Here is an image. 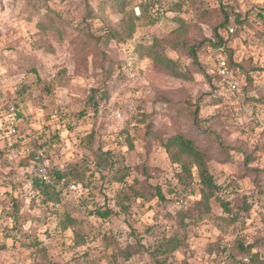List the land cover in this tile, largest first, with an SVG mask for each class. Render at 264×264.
Masks as SVG:
<instances>
[{
    "label": "rangeland",
    "instance_id": "obj_1",
    "mask_svg": "<svg viewBox=\"0 0 264 264\" xmlns=\"http://www.w3.org/2000/svg\"><path fill=\"white\" fill-rule=\"evenodd\" d=\"M20 1L0 0V147H7L6 125L16 109L12 142L18 138L26 149L34 140L45 144L53 169L76 164L89 171L84 180H71L76 189L64 190L59 203L45 206L23 174L27 165L18 167L19 158L12 161L10 153L0 156V264H155L152 251L173 234L185 243L167 264H248L239 242L263 256L264 0L238 3L246 23L231 46L242 71L230 79L236 89L228 84L223 91L208 80L221 59L206 42L220 22L218 0L186 1L178 8L177 0H163L173 11L152 25L145 17L134 20L129 40L106 43L94 38L126 15L101 14L102 0H89L95 13L90 19H84L83 0H49L48 17L23 12ZM156 44L190 80L173 77L139 50ZM189 46L197 48V64L187 55ZM92 90L96 100L106 91L97 113L87 106ZM195 107L202 130L209 132L193 127ZM176 133L208 149V168L229 214L211 200L210 216L185 229L179 223L177 211L198 196L170 193L184 187L160 142ZM98 147L130 170L123 183L107 182V173L91 164ZM129 186L143 198L122 210L116 197ZM156 187L164 201L148 200ZM99 209L112 215H90ZM126 249L128 258L121 255Z\"/></svg>",
    "mask_w": 264,
    "mask_h": 264
},
{
    "label": "trees",
    "instance_id": "obj_2",
    "mask_svg": "<svg viewBox=\"0 0 264 264\" xmlns=\"http://www.w3.org/2000/svg\"><path fill=\"white\" fill-rule=\"evenodd\" d=\"M48 1L49 0H22L20 1V6L23 12L30 13L31 10H36L37 12H41V14L48 17L46 12L48 10L46 6ZM135 1L137 0H102L104 7L102 8L101 14L105 16L109 13L120 14L124 16L126 15V19L125 21L121 19L117 24L108 27V31H106L103 36L94 38L95 41H102L103 43L109 41L125 42L132 37L134 32V20H141L142 17H145L147 19V23L152 25L155 24L159 18L165 17L167 12L173 11L172 9L167 10L163 7V0H138V4L133 6ZM186 1L193 2L194 0H177L175 2L176 7L178 8L179 4L181 5ZM83 2L85 8L84 11L86 13L84 19H90L91 17H94L95 13L89 0H83ZM239 2H241V0H218L220 22L212 29V39L206 40L211 50H214V53L226 62L227 69L229 72H231L230 77L227 80H224L213 74L208 76L209 82L214 85L217 84V86L215 85V89L219 88L222 91L225 88L229 90L228 80L231 79L232 75L236 76L240 71H242L241 62H236L234 58V48L231 46V42L234 40L233 38L238 36L237 31L241 30L243 25L246 23L245 18H242L238 12ZM134 8L136 11L135 13H137L136 15L134 13ZM174 21L179 22V18L174 17ZM233 27L235 28V32L233 31ZM229 30H232L231 33L234 32V35L228 33ZM221 31H223L226 36H224ZM177 44V41H174L173 47L175 50L178 49ZM157 45L158 44L149 47H142L139 50L143 52L145 57L151 59L156 65L166 70L173 77L190 80L191 76L178 70L175 62L167 58L160 51V48ZM184 47H186V45ZM196 49V47L189 46L186 49V52L193 62L197 64ZM205 67L201 66V70L202 73L206 75ZM105 90L101 97L97 100L95 99L96 91H91L93 95L87 101V106L89 108L91 107V109L93 108L92 111L94 113H97L99 102L102 101L106 96ZM251 100H253V98H251ZM81 114L86 115L85 112H82ZM13 115L14 121H16V119H18L20 116L18 112L16 113V109H14ZM190 116L193 127L196 130L202 132L203 130L201 128V120L199 118V107L192 109L190 111ZM206 131L209 132V130ZM206 131L203 132L206 133ZM19 141L20 140L17 138V140L15 139V142H12L11 146H7L5 148L0 147V156L5 158V156L10 153V159L14 161V159L19 158L18 167H24L28 164L29 160L38 151H40L43 153L44 159L48 161L45 144L37 143L35 142L36 140H34L33 142L27 144L26 149L25 147L23 148V145L19 143ZM160 146L167 154L170 163L176 166L175 168L177 172L175 173V177L178 183L184 187L182 192L172 190L170 193L178 198L183 197L182 193L186 191H189L193 196L195 194L198 196L197 199L188 203L186 202L184 209L182 208L177 211L178 221L184 229L189 223L193 221H199L202 220L203 217L210 216L211 200L219 202L225 213L229 214L231 212L229 203L218 197L221 186L216 184L213 175L209 171V152L206 147L197 144L194 139H191L181 133L171 135L165 141L160 142ZM129 147L132 148L131 145ZM17 154H21L19 155L21 157H18ZM91 164L100 169L102 172L104 171L107 173L106 177L107 182L109 183H123L130 172L127 167H124L122 164H120L112 152L108 150L102 151L100 147H98L94 152ZM52 169L53 168H51L50 164L48 163V170L52 175L54 184L44 185L38 182H34L33 184V188L35 192H37V196L40 198L41 204L45 206H48L50 203H59L62 192L64 190L69 191V185L74 183L71 180H84L86 178L85 173L89 171L87 166L79 168L76 166V164L68 167L66 166L64 170H59L58 168ZM142 174L146 175V168L142 170ZM89 177H92V174H90ZM192 185H194V187ZM129 190L131 191V194H129ZM152 190L153 192H150L151 194L149 195L148 200L156 198L158 201H164L165 198L160 188L156 187ZM136 198H143V195L134 190L132 186H129L128 191L122 190L116 197L115 206H119V208L123 210L130 204L131 199ZM12 209L14 211L13 216L15 218V222L17 223L19 219V205L16 199L13 201ZM242 210H247V207L243 206ZM90 215H94L100 220H106L112 215V213L110 209L103 211L99 209L91 212ZM66 221L70 222L67 216ZM73 224L74 222H71L68 225ZM63 228H65V226H63ZM184 243L185 237L179 234H173L167 238L163 237L152 251L155 264H167L171 255L179 248L183 247ZM236 247L241 253H245L249 256L248 264H264V255L262 256L259 252L251 253V251L254 249L253 245L249 244L247 246H243V244L239 242L237 243ZM129 253L130 252L126 249L121 252V255H124L126 258H128L130 256ZM236 263L240 264L238 261H236Z\"/></svg>",
    "mask_w": 264,
    "mask_h": 264
},
{
    "label": "built area",
    "instance_id": "obj_3",
    "mask_svg": "<svg viewBox=\"0 0 264 264\" xmlns=\"http://www.w3.org/2000/svg\"><path fill=\"white\" fill-rule=\"evenodd\" d=\"M241 1H247V0H241ZM230 33L232 30H229ZM213 70L215 71V74L224 79L227 80L230 77V72L227 69L226 62L223 59H217L215 61V65ZM231 89H236V83L233 80H228ZM117 117H119V114H117ZM6 129L8 132L7 135V141L6 145L11 146L12 141L11 137L15 136L16 129L15 124L13 120H10L8 124L6 125ZM24 175H27L28 177V184L29 186L33 185L34 182H38L44 185H51L54 184V180L52 178V175L49 173L48 170V163L44 159L43 153L38 151L28 162L25 170L23 171ZM76 189V184L71 183L69 185V190L74 191Z\"/></svg>",
    "mask_w": 264,
    "mask_h": 264
}]
</instances>
